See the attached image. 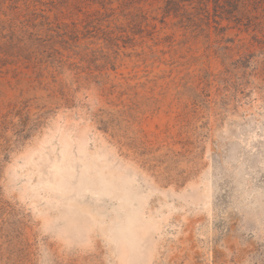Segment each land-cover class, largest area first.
I'll list each match as a JSON object with an SVG mask.
<instances>
[{"label": "rangeland", "instance_id": "1", "mask_svg": "<svg viewBox=\"0 0 264 264\" xmlns=\"http://www.w3.org/2000/svg\"><path fill=\"white\" fill-rule=\"evenodd\" d=\"M0 264H264V0H0Z\"/></svg>", "mask_w": 264, "mask_h": 264}, {"label": "trees", "instance_id": "2", "mask_svg": "<svg viewBox=\"0 0 264 264\" xmlns=\"http://www.w3.org/2000/svg\"><path fill=\"white\" fill-rule=\"evenodd\" d=\"M166 1L167 2H175V3H178V5H179V3H181L182 1H185V0H166ZM237 1H239V0H237ZM214 2L216 3V7H219L221 0H214ZM223 2L227 5L229 0H223ZM216 11H217V9H216Z\"/></svg>", "mask_w": 264, "mask_h": 264}]
</instances>
